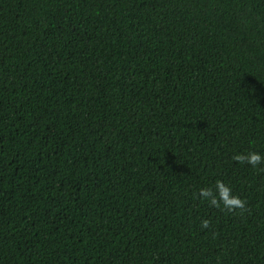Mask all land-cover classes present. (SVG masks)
Listing matches in <instances>:
<instances>
[{
    "label": "trees",
    "instance_id": "1",
    "mask_svg": "<svg viewBox=\"0 0 264 264\" xmlns=\"http://www.w3.org/2000/svg\"><path fill=\"white\" fill-rule=\"evenodd\" d=\"M0 264H264V0H0Z\"/></svg>",
    "mask_w": 264,
    "mask_h": 264
},
{
    "label": "clouds",
    "instance_id": "2",
    "mask_svg": "<svg viewBox=\"0 0 264 264\" xmlns=\"http://www.w3.org/2000/svg\"><path fill=\"white\" fill-rule=\"evenodd\" d=\"M238 159H240L241 157H237ZM261 159L260 155L258 153H255V152H250L248 154V162L255 165L257 162H259V160ZM218 183V187H219V190H220V196H221V199L223 201V204L229 209V210H232L234 208H243L244 207V202L243 200H241L239 197L233 195L231 197L227 196L226 193L228 191V189L223 186L222 184H220L219 182ZM201 195L202 196H209V191L208 190H205V189H201ZM213 203H215V200H213ZM208 224V221L206 219L202 220L201 221V225L202 226H207Z\"/></svg>",
    "mask_w": 264,
    "mask_h": 264
}]
</instances>
